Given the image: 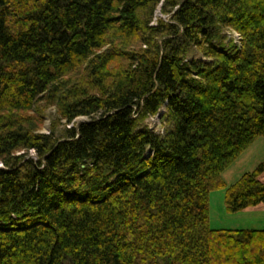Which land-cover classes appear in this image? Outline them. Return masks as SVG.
Here are the masks:
<instances>
[{
  "label": "trees",
  "instance_id": "16d2710c",
  "mask_svg": "<svg viewBox=\"0 0 264 264\" xmlns=\"http://www.w3.org/2000/svg\"><path fill=\"white\" fill-rule=\"evenodd\" d=\"M261 135L264 0H0V264H264L208 225L264 203V161L221 176Z\"/></svg>",
  "mask_w": 264,
  "mask_h": 264
},
{
  "label": "rangeland",
  "instance_id": "374dc122",
  "mask_svg": "<svg viewBox=\"0 0 264 264\" xmlns=\"http://www.w3.org/2000/svg\"><path fill=\"white\" fill-rule=\"evenodd\" d=\"M156 17L162 16L165 18L167 14L160 11V5H158L155 11ZM225 36V40L231 39L234 43L235 35L234 29L230 27H224L221 30ZM189 57L193 58H205L195 48L191 50ZM165 107L161 106L158 112L154 115H150L144 121L150 129L162 133L169 126V122L163 116ZM54 107L50 106L45 111L44 120L41 124V131H48L51 121L55 116ZM84 116H78L76 120L85 119ZM61 125L57 128L60 129ZM264 161V136L257 137L252 143H250L244 150H242L238 156L230 162V164L222 171L221 176L230 184L233 182L240 173L254 169L260 162ZM2 166V165H0ZM224 187L214 188L209 191L208 194V225L210 228H252V227H264V221L262 220H250L247 219L248 215L245 211L229 212L225 208L224 202Z\"/></svg>",
  "mask_w": 264,
  "mask_h": 264
},
{
  "label": "crops",
  "instance_id": "0c3cea01",
  "mask_svg": "<svg viewBox=\"0 0 264 264\" xmlns=\"http://www.w3.org/2000/svg\"><path fill=\"white\" fill-rule=\"evenodd\" d=\"M259 178L264 181V171L260 174ZM240 211H245L247 213V219L264 221V203L247 206L245 208L240 209Z\"/></svg>",
  "mask_w": 264,
  "mask_h": 264
},
{
  "label": "built area",
  "instance_id": "2783aa9c",
  "mask_svg": "<svg viewBox=\"0 0 264 264\" xmlns=\"http://www.w3.org/2000/svg\"><path fill=\"white\" fill-rule=\"evenodd\" d=\"M235 31V35L237 36L236 38H235V42L236 43H239V40H240V34L236 31V30H234ZM0 165H2V163L0 162Z\"/></svg>",
  "mask_w": 264,
  "mask_h": 264
},
{
  "label": "water",
  "instance_id": "95a60500",
  "mask_svg": "<svg viewBox=\"0 0 264 264\" xmlns=\"http://www.w3.org/2000/svg\"><path fill=\"white\" fill-rule=\"evenodd\" d=\"M181 3H179L176 7H178L179 5H180ZM170 14H167V16L166 17H168Z\"/></svg>",
  "mask_w": 264,
  "mask_h": 264
}]
</instances>
